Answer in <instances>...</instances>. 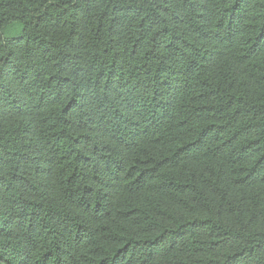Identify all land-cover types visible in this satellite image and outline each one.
<instances>
[{
	"label": "trees",
	"instance_id": "1",
	"mask_svg": "<svg viewBox=\"0 0 264 264\" xmlns=\"http://www.w3.org/2000/svg\"><path fill=\"white\" fill-rule=\"evenodd\" d=\"M0 264H264V0H0Z\"/></svg>",
	"mask_w": 264,
	"mask_h": 264
}]
</instances>
